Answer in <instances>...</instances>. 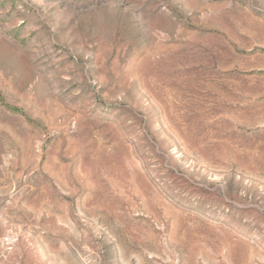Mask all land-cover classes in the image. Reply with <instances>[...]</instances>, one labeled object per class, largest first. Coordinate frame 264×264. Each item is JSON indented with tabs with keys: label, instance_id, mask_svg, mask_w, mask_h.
<instances>
[{
	"label": "rangeland",
	"instance_id": "1",
	"mask_svg": "<svg viewBox=\"0 0 264 264\" xmlns=\"http://www.w3.org/2000/svg\"><path fill=\"white\" fill-rule=\"evenodd\" d=\"M0 264H264V0H0Z\"/></svg>",
	"mask_w": 264,
	"mask_h": 264
}]
</instances>
